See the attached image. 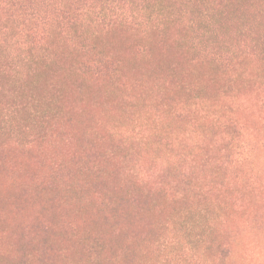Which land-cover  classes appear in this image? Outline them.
<instances>
[{"label":"rangeland","instance_id":"374dc122","mask_svg":"<svg viewBox=\"0 0 264 264\" xmlns=\"http://www.w3.org/2000/svg\"><path fill=\"white\" fill-rule=\"evenodd\" d=\"M97 43L118 63L125 88L81 85V70L71 66L82 60L74 54L32 70L29 80H20L22 70L0 73V110L22 108L19 128L0 131V263L112 264L111 256L88 254V233L98 224L79 205L103 196L111 183L132 185L134 178L122 172L133 169L149 174L153 189L144 195L129 185L137 201L115 232L107 231L106 246L115 255L130 253V262L144 261L141 245L165 233L164 224L183 206L167 190L211 184L213 174L227 176L223 168L241 159L248 175L258 172L259 187L236 183L227 193L236 204L231 261L264 264L263 70L250 73L246 63L224 72L190 61L172 32L160 40L117 28ZM33 103L38 112L30 115Z\"/></svg>","mask_w":264,"mask_h":264},{"label":"trees","instance_id":"16d2710c","mask_svg":"<svg viewBox=\"0 0 264 264\" xmlns=\"http://www.w3.org/2000/svg\"><path fill=\"white\" fill-rule=\"evenodd\" d=\"M117 28L140 31L160 40L172 32L190 61L224 72L250 63V73H257V69L264 72V0H0V73L22 70L25 73L20 80H29L32 70L52 67L74 54L82 60L71 66L81 70L77 72L81 85L89 82L125 88L118 63L97 43L100 36ZM262 79L264 82V76ZM64 102L60 97L61 107ZM33 106L36 111L30 115L38 112L39 103ZM42 110L46 116L49 109ZM20 111L22 108L15 104L0 110L1 132L19 128ZM109 159L116 161L113 154ZM244 163L238 159L230 168H223L227 176L213 174L211 184L188 187L182 192L167 190L183 206L166 221L165 233L149 239V245H141L143 250L139 252L145 260L140 262H130V253L122 250L112 254L106 246L107 231L113 227L115 232L121 215L132 211L135 196H131L129 180L111 183L103 196H93L91 201L83 198L79 206L88 209L98 224L89 230L93 244L88 254L96 250L113 261L111 256L112 264H232L229 228L236 204L227 193L236 183L245 190L259 187L255 178L258 172L248 175ZM123 173L134 178L132 185L140 194L152 188L149 174L134 169ZM254 256L251 254L252 261Z\"/></svg>","mask_w":264,"mask_h":264}]
</instances>
